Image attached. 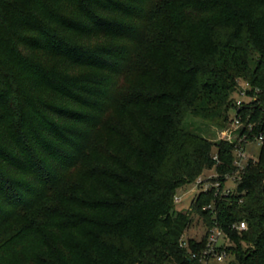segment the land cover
Segmentation results:
<instances>
[{
    "label": "trees",
    "instance_id": "16d2710c",
    "mask_svg": "<svg viewBox=\"0 0 264 264\" xmlns=\"http://www.w3.org/2000/svg\"><path fill=\"white\" fill-rule=\"evenodd\" d=\"M215 226L264 264V0H0V264H203Z\"/></svg>",
    "mask_w": 264,
    "mask_h": 264
},
{
    "label": "rangeland",
    "instance_id": "374dc122",
    "mask_svg": "<svg viewBox=\"0 0 264 264\" xmlns=\"http://www.w3.org/2000/svg\"><path fill=\"white\" fill-rule=\"evenodd\" d=\"M238 100H246V97L241 94V96L237 97ZM232 113L234 112H229V118L228 121L225 123V127L220 129L217 126L214 125H207L204 124V122L198 120V119H191L190 123H192L190 126L194 128L195 126L198 127L201 131V133L209 138L210 140L216 141V140H230L234 141L238 138V135L235 132L236 129H231V118H232ZM259 149L260 146L257 144L256 141H251L248 142L245 146V154L248 158L256 159L259 154ZM204 176L207 178L210 177H217L215 171L209 170L203 173ZM177 197L180 198L179 203H174V208L177 211H183L189 214L191 218V224L188 229L185 230L183 234V238L188 239V238H196L198 239L199 237H202L203 234L205 233V229L203 226L202 218L196 214L191 207L190 201L194 194L197 192V188L194 185H186L183 186L176 191ZM229 257L226 258L221 263H214V264H226L228 261Z\"/></svg>",
    "mask_w": 264,
    "mask_h": 264
},
{
    "label": "built area",
    "instance_id": "2783aa9c",
    "mask_svg": "<svg viewBox=\"0 0 264 264\" xmlns=\"http://www.w3.org/2000/svg\"><path fill=\"white\" fill-rule=\"evenodd\" d=\"M242 101L237 100L236 101V105L237 106H241ZM243 125V123L241 122V120L239 119V117L236 116V113H232V118H231V129H238ZM254 141L257 142V144L260 146L261 141H262V136L257 137ZM247 144V143H246ZM245 145L235 148L234 151V165L241 169L243 168L245 162L247 161L248 157L245 154ZM214 159L217 160V157L215 156ZM227 178V177H226ZM209 179L206 176H201L197 179L196 183L194 184V186L197 189H202L203 191H206L209 187ZM237 180V179H236ZM230 187H233L236 181L235 179H230ZM214 188H216L217 190L219 189L220 184L218 182H215L212 184ZM199 186H201L199 188ZM228 185L226 186V188L223 191V195L224 196H228L230 194L231 188ZM235 187V186H234ZM180 198L179 197H175V201L179 202ZM233 229L237 230V231H243L246 229V225L244 222H240L239 224L233 226ZM228 245V240L226 239L225 235L223 234L222 230L220 228H218L217 226L211 228L208 230V234H207V241H206V245L204 247V249L201 251V255L199 258L200 262H203V264H207L208 260L211 259V257H213L217 262L221 263L223 262L226 258H227V254L225 252V250H222L220 252H217V248H219L220 246H227ZM187 246V239L181 238L180 240V247L181 248H185ZM192 257H195V254L192 255Z\"/></svg>",
    "mask_w": 264,
    "mask_h": 264
}]
</instances>
